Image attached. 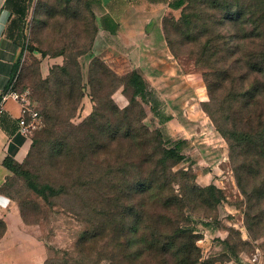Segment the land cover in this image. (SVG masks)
<instances>
[{
  "label": "rangeland",
  "instance_id": "rangeland-1",
  "mask_svg": "<svg viewBox=\"0 0 264 264\" xmlns=\"http://www.w3.org/2000/svg\"><path fill=\"white\" fill-rule=\"evenodd\" d=\"M32 1L11 81L38 117L6 191L42 264H264V146L234 138L264 105V0L125 12L107 40L86 0Z\"/></svg>",
  "mask_w": 264,
  "mask_h": 264
},
{
  "label": "crops",
  "instance_id": "crops-1",
  "mask_svg": "<svg viewBox=\"0 0 264 264\" xmlns=\"http://www.w3.org/2000/svg\"><path fill=\"white\" fill-rule=\"evenodd\" d=\"M96 16L100 36L105 39L121 34L119 27L136 25V19L122 18L129 11L160 13L170 8L173 0H86ZM32 0H0V93L12 77L24 43L23 20L27 18ZM124 10V11H123ZM120 14V15H119ZM143 25L159 26L161 18L146 16ZM141 24V23H138ZM160 37V29L158 31ZM96 38L95 46L104 43ZM100 44V46L106 47ZM158 66V65H157ZM0 114V264H42L46 246L34 235V227L26 225L10 196L4 191L12 171L4 162L22 164L28 156L32 139L19 129L20 105L8 100Z\"/></svg>",
  "mask_w": 264,
  "mask_h": 264
},
{
  "label": "built area",
  "instance_id": "built-area-1",
  "mask_svg": "<svg viewBox=\"0 0 264 264\" xmlns=\"http://www.w3.org/2000/svg\"><path fill=\"white\" fill-rule=\"evenodd\" d=\"M14 81L7 83L6 87L0 93V114L3 112V106L8 100L17 102L21 107V115L18 121L19 129L22 134H30L34 128V122L38 117V113L33 109V105L23 94L18 93L13 88Z\"/></svg>",
  "mask_w": 264,
  "mask_h": 264
},
{
  "label": "trees",
  "instance_id": "trees-1",
  "mask_svg": "<svg viewBox=\"0 0 264 264\" xmlns=\"http://www.w3.org/2000/svg\"><path fill=\"white\" fill-rule=\"evenodd\" d=\"M185 1L186 0H173L172 3L170 4V7L174 9H178L185 3ZM17 66L18 64L16 63L14 65L13 72L17 68ZM13 88H14V84H13ZM261 108L264 109V105L261 106ZM262 109L258 108V110L261 111V114L258 115L259 123L257 122V125H253V128H254L253 130L249 129L246 134L242 131V132H239V134L236 133V136H234V138L238 140L240 144L241 143L247 144L253 141V144H256L257 146H264V111ZM222 134L224 133L222 132ZM31 147H32V144H31ZM4 164L6 165L7 168H9L12 171V173H14L15 168L18 166V164H14L11 160H6ZM4 191L7 192L6 187L4 188Z\"/></svg>",
  "mask_w": 264,
  "mask_h": 264
}]
</instances>
